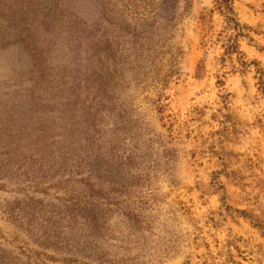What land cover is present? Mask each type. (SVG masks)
I'll list each match as a JSON object with an SVG mask.
<instances>
[{
	"label": "rangeland",
	"instance_id": "obj_1",
	"mask_svg": "<svg viewBox=\"0 0 264 264\" xmlns=\"http://www.w3.org/2000/svg\"><path fill=\"white\" fill-rule=\"evenodd\" d=\"M232 2L240 53L213 0H0V264H264V0Z\"/></svg>",
	"mask_w": 264,
	"mask_h": 264
},
{
	"label": "trees",
	"instance_id": "obj_2",
	"mask_svg": "<svg viewBox=\"0 0 264 264\" xmlns=\"http://www.w3.org/2000/svg\"><path fill=\"white\" fill-rule=\"evenodd\" d=\"M214 8L218 12L220 16H222L225 25L228 30H232L235 32L233 36H230L226 39V51L231 52L239 49V37H245L246 33L244 30L247 28L246 26L240 24L239 20L236 17L233 2L232 0H213ZM242 64L247 66L245 61H242Z\"/></svg>",
	"mask_w": 264,
	"mask_h": 264
}]
</instances>
